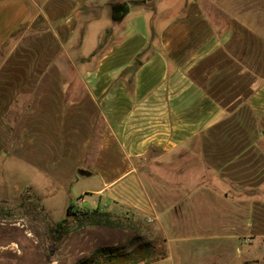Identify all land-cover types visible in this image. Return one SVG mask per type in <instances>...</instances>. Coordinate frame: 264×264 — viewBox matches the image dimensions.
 <instances>
[{
    "label": "crops",
    "instance_id": "1",
    "mask_svg": "<svg viewBox=\"0 0 264 264\" xmlns=\"http://www.w3.org/2000/svg\"><path fill=\"white\" fill-rule=\"evenodd\" d=\"M83 4L0 1V166L63 187L98 173L86 208L193 224L210 207L264 258V0H189L161 28L137 12L88 69L93 81L63 51Z\"/></svg>",
    "mask_w": 264,
    "mask_h": 264
},
{
    "label": "rangeland",
    "instance_id": "2",
    "mask_svg": "<svg viewBox=\"0 0 264 264\" xmlns=\"http://www.w3.org/2000/svg\"><path fill=\"white\" fill-rule=\"evenodd\" d=\"M82 2L85 14L80 18L81 30L65 44V48L63 46V51L64 54L65 49L70 51L81 77L93 81L88 69L101 61L108 44L120 42V29L134 17L131 15L143 10L148 25L165 27L173 17L182 15L189 0ZM112 2L129 3L130 16L115 21ZM77 79L81 86L80 76ZM10 163L12 160L8 165L0 166V181H7L5 186L9 191L8 196L0 197V264H94L86 259L95 255L96 264H107L106 256L100 250L108 248H113L116 253L138 250L140 254L126 257L125 262L119 255L109 264H264L263 255L256 251L258 243L252 242L253 238L246 235L245 229L237 230L238 233L222 230V217L215 218L210 207L203 208L201 221L193 224L174 221L168 224L165 219L158 221L154 216L133 210L111 212L110 219L115 224H90L84 217L68 214L67 209L72 204L74 212L99 200V196L93 194L102 187L98 173L78 177L63 187L58 182L48 181L30 166L24 165L28 168L25 174H17L18 166ZM151 168L150 164L146 166L148 177ZM17 179L27 180L29 186L25 184L24 189L14 194ZM145 182L151 185L150 180L145 179ZM82 195L84 201L80 200ZM166 195L160 199L161 207L168 201ZM166 208L161 211L163 218ZM61 221L62 226L59 225ZM253 249L259 262L252 257L247 259ZM213 254H223V257L217 258Z\"/></svg>",
    "mask_w": 264,
    "mask_h": 264
},
{
    "label": "trees",
    "instance_id": "3",
    "mask_svg": "<svg viewBox=\"0 0 264 264\" xmlns=\"http://www.w3.org/2000/svg\"><path fill=\"white\" fill-rule=\"evenodd\" d=\"M74 206L70 204L67 209L68 214H73L77 217H84L86 220H88V223L90 224H115L116 222H113L110 217H112V213L106 210H102L100 207L96 208H82L75 210L74 212L72 211V208ZM59 225L62 226L63 222H59ZM102 252V255L106 256V263L109 264V261L113 259L114 257H123L121 259H124L125 262L127 261L126 257L131 256L133 254H136L137 256L140 255L139 251H135L134 253H116V251L113 248H108V249H102L100 250ZM98 252V253H100ZM97 255L89 257L86 259V261L89 262H94L96 264L97 260Z\"/></svg>",
    "mask_w": 264,
    "mask_h": 264
},
{
    "label": "flooded vegetation",
    "instance_id": "4",
    "mask_svg": "<svg viewBox=\"0 0 264 264\" xmlns=\"http://www.w3.org/2000/svg\"><path fill=\"white\" fill-rule=\"evenodd\" d=\"M127 6L130 7L129 3H127V2H125V3L124 2H112L111 3V8L113 11L112 18L116 21H122L125 17V15L122 16V10L125 9V7H127Z\"/></svg>",
    "mask_w": 264,
    "mask_h": 264
},
{
    "label": "water",
    "instance_id": "5",
    "mask_svg": "<svg viewBox=\"0 0 264 264\" xmlns=\"http://www.w3.org/2000/svg\"><path fill=\"white\" fill-rule=\"evenodd\" d=\"M129 11H130V7L129 6L125 7V9L122 10V16L126 15ZM78 172L81 175H90L91 174V172L83 170V169H80Z\"/></svg>",
    "mask_w": 264,
    "mask_h": 264
}]
</instances>
